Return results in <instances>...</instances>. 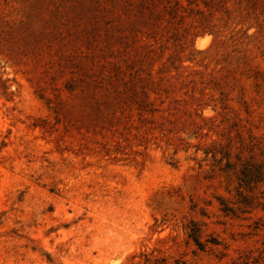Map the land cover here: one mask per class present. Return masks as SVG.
<instances>
[{"label": "rangeland", "instance_id": "rangeland-1", "mask_svg": "<svg viewBox=\"0 0 264 264\" xmlns=\"http://www.w3.org/2000/svg\"><path fill=\"white\" fill-rule=\"evenodd\" d=\"M0 264H264V0H0Z\"/></svg>", "mask_w": 264, "mask_h": 264}, {"label": "trees", "instance_id": "trees-1", "mask_svg": "<svg viewBox=\"0 0 264 264\" xmlns=\"http://www.w3.org/2000/svg\"><path fill=\"white\" fill-rule=\"evenodd\" d=\"M192 238L194 239V241H196V237L195 236H192Z\"/></svg>", "mask_w": 264, "mask_h": 264}]
</instances>
